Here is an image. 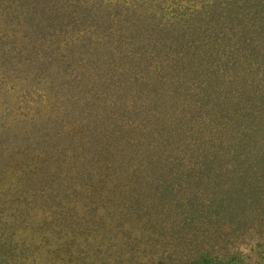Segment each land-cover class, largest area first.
I'll return each instance as SVG.
<instances>
[{"label":"rangeland","instance_id":"obj_1","mask_svg":"<svg viewBox=\"0 0 264 264\" xmlns=\"http://www.w3.org/2000/svg\"><path fill=\"white\" fill-rule=\"evenodd\" d=\"M0 264H264V0H0Z\"/></svg>","mask_w":264,"mask_h":264},{"label":"trees","instance_id":"obj_2","mask_svg":"<svg viewBox=\"0 0 264 264\" xmlns=\"http://www.w3.org/2000/svg\"><path fill=\"white\" fill-rule=\"evenodd\" d=\"M197 201L196 200H187V212H189V211H191V213H193L192 212V210H194V211H196V209H197V206L195 205V203H196Z\"/></svg>","mask_w":264,"mask_h":264}]
</instances>
